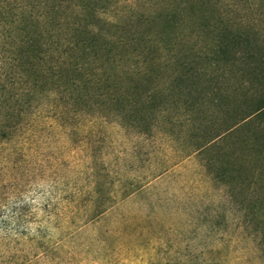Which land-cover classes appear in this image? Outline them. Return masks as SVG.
I'll use <instances>...</instances> for the list:
<instances>
[{
  "label": "rangeland",
  "instance_id": "1",
  "mask_svg": "<svg viewBox=\"0 0 264 264\" xmlns=\"http://www.w3.org/2000/svg\"><path fill=\"white\" fill-rule=\"evenodd\" d=\"M61 3L60 19L57 0H23L36 39L16 88L29 103L0 142V264H264V114L196 151L230 125L264 61V0H91L96 16L86 19L79 0ZM79 22L110 39L74 49ZM228 33L235 48L214 53ZM171 52L201 57L192 93L208 113L193 122L172 88ZM39 67L60 71L50 83L71 68L79 78L130 70L135 81L159 82L149 103L163 110L148 113L149 124L73 112L58 94L34 98Z\"/></svg>",
  "mask_w": 264,
  "mask_h": 264
},
{
  "label": "trees",
  "instance_id": "2",
  "mask_svg": "<svg viewBox=\"0 0 264 264\" xmlns=\"http://www.w3.org/2000/svg\"><path fill=\"white\" fill-rule=\"evenodd\" d=\"M62 1L57 0V11L60 19L63 17V14L60 13L62 12ZM90 1L79 0L78 7L84 13L83 19L96 16V8L88 7ZM37 5L35 3L33 9ZM23 12V0H0V142L11 138L17 132L19 124L22 122L23 108L25 104L29 103L27 100L25 103L16 90L17 84L24 80L25 70L21 67V62L24 65L26 61L27 46L29 44L32 46L31 42L34 43L36 39V33L25 22L26 18ZM152 18L161 19L162 16L156 13L152 15ZM103 23L105 24V22ZM86 24L88 23H80L78 27L76 25L73 27V34L76 36L75 40L72 41L74 49L85 51L91 48L98 39H102V43L110 39L101 38L99 36L101 34L88 33L81 29L82 25L85 26ZM69 30L70 27L63 26V24L59 27V34L66 42L72 39ZM216 41L217 44H215L213 52L221 54L223 50H226L225 48L229 47L231 50L235 48L233 44L236 42V37L228 33ZM38 51L41 53L42 47H39ZM171 53L168 55L170 56L168 59L178 66V70L172 77V88H176L179 94H182L183 101L186 102L187 115L193 122L195 120L194 115L197 112L203 113V109L208 106L200 102L192 93L196 81L204 74L200 65L201 57L195 53ZM79 69L71 68L69 71H65V76L53 83H50L49 78L54 74L56 76V73H60V71L53 70L54 72H50L41 67L32 70L31 72L35 75L34 82L38 83L39 87L34 92V98L40 99L58 94L63 100L62 105H68L73 112L84 111L87 113L92 111L94 113L100 112L103 115H119L125 123L129 124H149L151 122L150 117L163 110L160 101L153 105L149 103L156 96L153 93L150 94V91L155 86L157 87L159 82L155 86H150L143 78L135 81L132 79L134 73L130 70H119L101 76L79 78L77 74ZM181 83L185 88H179ZM248 83L235 108L229 114L230 125L223 129L215 128L210 132L202 140L203 142L196 146L197 152L226 130L241 125L237 123L245 122L252 117H261L264 114V61L259 64L257 61L250 70ZM252 94L256 96L253 102L248 104L246 100ZM148 113H151V116ZM198 131L199 129L196 128V136Z\"/></svg>",
  "mask_w": 264,
  "mask_h": 264
}]
</instances>
